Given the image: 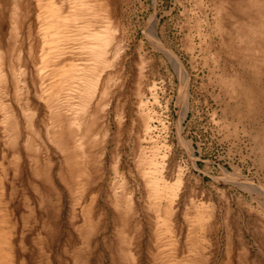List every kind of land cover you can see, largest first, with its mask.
<instances>
[{"label":"rangeland","instance_id":"1","mask_svg":"<svg viewBox=\"0 0 264 264\" xmlns=\"http://www.w3.org/2000/svg\"><path fill=\"white\" fill-rule=\"evenodd\" d=\"M80 1L0 0L8 250L23 264H74L78 250L88 264H264V36L237 32L234 0H98L86 14ZM50 2L66 18L53 43ZM63 70L73 80L58 85ZM89 202L83 244L71 217Z\"/></svg>","mask_w":264,"mask_h":264},{"label":"bare ground","instance_id":"2","mask_svg":"<svg viewBox=\"0 0 264 264\" xmlns=\"http://www.w3.org/2000/svg\"><path fill=\"white\" fill-rule=\"evenodd\" d=\"M225 1L231 2V0H225ZM231 4H232V2H231ZM212 5L215 6V3L212 2L211 3V6ZM73 6H74V10H80L82 14H86L87 13V9L89 11H95V8H98V10H103V2L102 1H98V0H81L78 5L75 4ZM73 6H72V8H73ZM234 6L235 7L232 8V10L226 11V15H227V17L229 19L232 18V16H234V18L237 19L236 26L234 24L235 29L237 30V32L241 35V32L243 31V38L245 36L244 39H246L247 42H249V39L250 38L264 36V0H234ZM229 9H230V6H229ZM43 10H44V14L43 15H45L46 24L49 25L47 28H45V31H44L45 39L49 43H53L55 41V39H56V36H59L60 35V32L63 33V31L61 29H62V27H64V23L66 21V18H64V17H62V19H58L56 17L54 18V15L57 12V9H56L54 3H51V2L48 3ZM218 10H219V14H222L221 13V10H220V7H218ZM48 14H49V17H48ZM12 15L14 16V15H17V14L14 13ZM15 17H17V16H15ZM14 19H13V21H14ZM17 19L18 18H16V24H17V21H18ZM243 20H244V22H243ZM50 21H52V24H49ZM12 23L14 24L15 21L12 22ZM16 24H14V26ZM10 26H11V28H10V32L9 33H11L12 31L14 32L16 30V28H17L15 26V28H14L15 30H13V26L12 25H10ZM11 29H12V31H11ZM12 34L13 33H11V36H14L16 33L14 35H12ZM64 34H65V32H64ZM64 34H63V36H64ZM240 40H242V39H240ZM251 40L253 41V39H251ZM0 46H1V44H0ZM259 47L260 46L258 44L256 46V48H259ZM3 49H5V48H3ZM30 49H32V48H30ZM99 50L100 49H97L95 51H99ZM101 54H102V52H96L94 55L96 57H98ZM247 54H248V52H246V53H244L243 55H240V56L238 55V57L243 58V60L245 62H248L249 63V59L246 58L247 57ZM0 55H3V52ZM2 57H4V56H2ZM2 57L0 56L1 59H3ZM174 60H175L174 62L176 63V65H178V66L181 65L179 63V61H177L176 59H174ZM0 64H1V61H0ZM8 67H10V66H8ZM180 67H183V66L181 65ZM10 70H12V72H14L12 68ZM180 70L182 71V75H184V80L183 81L185 82V84L188 85V78H189V76L187 75L185 69H180ZM70 72H71L70 70H68V71L63 70V72L60 73V76L59 77H61V80L58 81V85H62L65 81L66 82H70V81L73 80V78L71 77L72 74H69ZM76 77L78 78V81L75 82V83H80V85L84 88V91L85 92L88 91V93H89L88 98H89L90 97V90H92L93 87L95 88V85H96L95 82L92 80V77L91 78H88L86 75H84V73L82 75H77ZM2 79H3V77L1 78V71H0V88H2V85H1L2 82H3ZM73 84H74V81H73ZM3 102H4V100L3 101L1 100V105H0V111L2 112V120H1L0 124L2 126L4 124L5 125H8V123H10V122L7 121L8 120V116H10L9 113H8L9 111L7 112V111L4 110L6 108L7 103H6V105H4ZM55 114L57 116H59L58 113H57V111H55ZM64 121H62V122H64ZM7 128H9V127H7ZM7 128H6V130H7ZM15 128H16V126H15ZM11 130L12 129H10V131ZM59 131H55L54 134L55 135H59ZM67 133H69V132H67ZM6 139H9V138L6 137ZM262 154H263V157L262 158H263V161H264V145H263V148H262ZM76 157L77 156L75 155L74 156V159L75 160H76ZM78 164L79 163H77L76 161H71V166H69V173H70V175L78 174V172H79V169H78L79 165ZM140 166H141V164H140ZM142 167H143V165H142ZM146 179L152 185L151 186L150 195L154 198V202H153L154 209L157 211L158 214H162L164 216L166 215V217H167L170 208H168V206L167 207L166 206H162V204H161V199L163 198L162 188H160V186L159 187H156L154 181L153 182H150V178L149 177H146ZM113 205H114V208L115 209H118L117 206L119 205V202H118L117 199L113 202ZM80 210H81L80 211V220L79 219L77 220L76 219V215H75L74 217H71V223H73L74 221L81 222V224H79V225H77V223L75 222L74 223V229L76 230L77 235H78V233L81 235V237L83 238V244H84V241L86 243H88V241L90 239V235H91V233H93V230L95 229V225L93 223L92 202L85 203L83 206H81ZM73 213H75V211H73ZM77 218H78V216H77ZM116 219H118V218H116ZM0 229H1L0 230V264H4L5 262L7 263L9 261H14V264H16V263L23 264L22 263L23 260L21 259L20 252L17 251L18 249L15 250L14 248H12V249L8 250L9 249L8 244L9 245L11 244V240L10 241L9 240L7 241V237L5 236L4 232H2V231H4V229H2V228H0ZM20 243H21V240H20ZM3 246H6V247L4 249H2ZM82 249H83V247H82ZM19 250H21V249H19ZM79 252L80 251L78 250L77 251V256L76 255L74 256V261H73L74 264H88V261H87L88 259H86V257H84L82 255L79 256ZM81 253H85V251H83ZM12 257L14 258V260L12 259ZM191 262H192V260H191ZM191 262L189 264H191Z\"/></svg>","mask_w":264,"mask_h":264}]
</instances>
